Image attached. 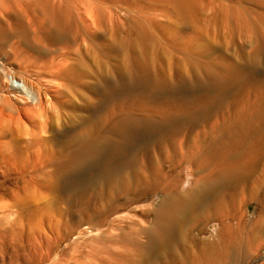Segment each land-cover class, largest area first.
<instances>
[{
	"label": "bare ground",
	"instance_id": "1",
	"mask_svg": "<svg viewBox=\"0 0 264 264\" xmlns=\"http://www.w3.org/2000/svg\"><path fill=\"white\" fill-rule=\"evenodd\" d=\"M8 52L36 80L0 62V249L29 216L11 264L79 227L101 247L62 264H264V0H0Z\"/></svg>",
	"mask_w": 264,
	"mask_h": 264
},
{
	"label": "rangeland",
	"instance_id": "2",
	"mask_svg": "<svg viewBox=\"0 0 264 264\" xmlns=\"http://www.w3.org/2000/svg\"><path fill=\"white\" fill-rule=\"evenodd\" d=\"M19 9V8H18ZM20 10V9H19ZM9 53V54H8ZM7 54H5L6 56H4V54H2V56L0 55V62L3 63V65H5L6 69H8L9 71V75L8 77H11L9 78L10 80V84H12L13 86L14 85H20V86H23V83L22 79H29L30 81L32 82H35L36 80H34L35 78L32 77L31 75L27 74L25 71H22L19 67V64L18 62H15L14 61V55H10V52H8ZM9 55V56H8ZM11 56V57H10ZM2 57V58H1ZM7 57V58H6ZM13 63V64H12ZM19 69V70H18ZM21 72V73H20ZM15 73V74H14ZM12 74L14 75V77H12ZM27 74V75H26ZM14 78V79H13ZM13 79V80H12ZM15 80V81H14ZM14 83V84H13ZM4 84L7 86L9 85L8 82H5L4 80ZM11 85V87H13ZM1 93V92H0ZM24 94V93H22ZM10 99L12 100V104L10 105V107H7V110H6V113L7 114H13L15 115L14 117H17L18 116V113L16 111H14V105L15 106H18L17 103H16V100L13 96H10ZM13 108V109H12ZM23 117V116H22ZM15 178V176H14ZM12 179V178H11ZM12 181L9 180V183L8 185H10ZM160 199V196L157 197ZM159 199H155L154 202L152 201H141V202H137L135 203V205L131 206V208H127L126 210L120 212L116 218L117 219H124L126 220V222H124L122 224V226H124L125 228V231H129L128 229V226H132L133 227L136 225V229H139L141 226L143 227H149L150 226V223H151V220H152V216H151V212L153 211V209L155 208L156 204L158 203ZM3 202V201H2ZM1 204H4V203H1ZM256 209H257V206L254 204V203H249L248 204V219H253L255 217V212H256ZM2 216V215H1ZM27 216V218H26ZM25 217V218H24ZM24 218V221L22 222H18V225H16L15 227H11V225H8L6 224V221H2L3 224V228L5 229L6 232H8L6 235H5V240H4V243L8 250L4 249L3 250V247L0 249V264L3 263V261L5 260L8 263L11 264V262L9 261L10 260V257L12 256L13 254V251H15V249H17L19 252L20 250L22 251L23 250V239L21 238V235H22V231H21V223H25L27 225L28 223V219H29V216L28 215H25L23 216ZM13 217L10 218V220H12ZM115 219V218H114ZM220 225V222L218 221H213V222H210V224H208L206 227V231L205 232H202V233H198L197 234L203 238H209L210 235L214 234L215 231H217L219 228L218 226ZM220 227V226H219ZM14 228V229H13ZM20 231V232H19ZM83 231H85V233H83ZM25 232V230H24ZM81 232V233H80ZM17 233H19L17 235ZM99 232H95V233H91L87 230H84V227H79L75 230V233L71 236V238L67 239L65 242H63L57 249H56V253H54L50 259V262H53V260H57V264H62V259H63V251H65V249H68L67 252L70 253V255L72 253H74V251H80V250H83L82 248H79L77 246L74 245V243H79V244H84V243H88V244H91L93 247L95 248H98V247H101L100 245L102 244L101 242H98L99 241V238L101 237V234H99ZM13 235V239H17L15 240V242H13L14 240H12L13 243H8V240L10 239V237ZM83 235V236H82ZM10 236V237H9ZM17 236V237H16ZM8 239H7V238ZM71 239V240H70ZM140 240L141 241H145L144 238L140 237ZM11 241V240H10ZM9 241V242H10ZM18 241V242H17ZM79 241V242H78ZM17 242V243H16ZM90 242V243H89ZM7 243V244H6ZM12 244L13 247H12ZM16 244H17V247H16ZM20 244V246L18 245ZM8 245V246H7ZM11 245V246H10ZM0 246H1V242H0ZM19 246V247H18ZM11 247V249L9 248ZM119 247V246H118ZM21 248V249H19ZM62 249V251L60 252V250ZM120 249V248H118ZM3 250V251H2ZM10 250V252H9ZM12 250V251H11ZM72 250V251H71ZM6 251V252H5ZM8 251V252H7ZM119 252V251H118ZM21 253V252H20ZM6 254V255H5ZM9 254V255H8ZM58 255V256H55ZM68 254V256H70ZM259 257H260V260L258 263H264V246L260 249V252H259ZM7 258V259H6ZM50 262H47L50 263ZM85 263L84 264H87L88 261L85 260L84 261ZM14 264H21V262H16ZM51 264V263H50Z\"/></svg>",
	"mask_w": 264,
	"mask_h": 264
}]
</instances>
